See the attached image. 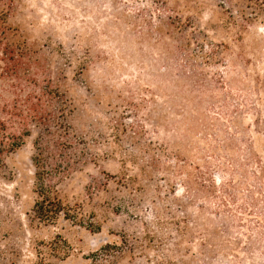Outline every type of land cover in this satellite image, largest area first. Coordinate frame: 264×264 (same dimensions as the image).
Listing matches in <instances>:
<instances>
[{
    "label": "rangeland",
    "instance_id": "rangeland-1",
    "mask_svg": "<svg viewBox=\"0 0 264 264\" xmlns=\"http://www.w3.org/2000/svg\"><path fill=\"white\" fill-rule=\"evenodd\" d=\"M1 12L27 49L16 70L0 61V140L31 133L0 154V264H36L39 252L46 264H93L107 244L117 255L98 264H264V216L241 210L248 200L183 187L207 173L264 200V8L0 0ZM45 86L60 97H43ZM46 109L61 116L51 130ZM152 150L181 172L145 176ZM133 152L145 161L127 159V175ZM39 154L48 184L100 231L38 221ZM58 236L71 246L63 261L46 248Z\"/></svg>",
    "mask_w": 264,
    "mask_h": 264
},
{
    "label": "trees",
    "instance_id": "trees-1",
    "mask_svg": "<svg viewBox=\"0 0 264 264\" xmlns=\"http://www.w3.org/2000/svg\"><path fill=\"white\" fill-rule=\"evenodd\" d=\"M255 4L258 5L260 8H264V0H254ZM261 11V10H260ZM27 46L25 43L21 42L20 40L16 39L15 30H13L8 22H7V14L6 12L0 13V61L4 62L6 65L10 66L13 70H16L20 62L24 58V54L26 52ZM42 96L48 98L50 100H55L60 97L59 92L51 90L49 86H45L42 88ZM58 95V96H57ZM64 100H62V103ZM48 113L47 117L40 118L43 123H45L48 130H51V127L56 124V121L61 119V116L57 115L54 110L46 109ZM26 125V124H24ZM59 125V124H58ZM31 133L30 129L27 125L23 128L20 134H11L9 136L11 139L9 142L3 138L0 140V154L5 153H12L15 150L19 149L24 144V138L29 136ZM139 143V142H137ZM140 145V143H139ZM148 153L149 159L146 160L148 165L142 166L140 168L141 172L145 174V176H149L150 179H154L152 175L151 169H156L157 171H165L170 172L174 170V173L181 172V166H171L167 162L162 160V157L157 154V152H145ZM166 158H169V155L165 154ZM127 159L133 163H137L138 161L143 160L145 161V157H140L138 154L133 152L128 156L126 159L123 160L125 164V172L128 175L131 169L127 167ZM36 167V179L40 183V187L38 190V198L35 202L33 211L35 213V217L38 219L39 222L44 224H55L61 217L65 218L66 220H70L73 223H76L81 226L87 227L92 232L100 231L101 224H86L82 218V215L75 209L71 204L65 201L59 194V192L47 182V176L49 174L48 170L42 163V158L39 155L33 158ZM207 173H203L202 176H199L195 180H187L185 184H183L184 189H189L191 191L193 185L195 189L202 194H206L210 198H228L234 204L240 199V196L248 202L250 205L244 204L240 207L243 211H253L254 213H259L264 216V200H260L255 197V191L251 188H247L245 192H242L240 186L235 184L232 180L230 181H223L220 177L219 184L216 182L215 178L210 179L207 178ZM184 183V182H183ZM157 187H161L157 185ZM248 187V186H247ZM256 187V186H255ZM258 193H262L264 191L263 186L258 188ZM248 198V199H247ZM222 207L226 210H231L228 201H223ZM262 207V208H261ZM263 210V211H262ZM212 241V240H211ZM46 248L49 250L50 253H54L53 255L59 260L63 261L70 257L71 246L68 240L64 237L58 236L57 238L53 239L52 241L48 242ZM118 246L116 244H107L101 250H98L92 254L93 264H98L97 261L101 256V253H104L106 257L117 255L115 250H117ZM114 253V254H111ZM39 261L36 264H46V256H41V252L38 254ZM106 259V258H105Z\"/></svg>",
    "mask_w": 264,
    "mask_h": 264
}]
</instances>
